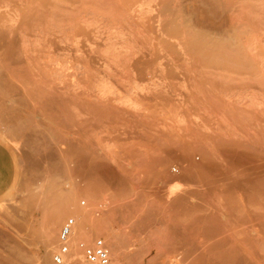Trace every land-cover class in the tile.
I'll use <instances>...</instances> for the list:
<instances>
[{"label":"rangeland","instance_id":"1","mask_svg":"<svg viewBox=\"0 0 264 264\" xmlns=\"http://www.w3.org/2000/svg\"><path fill=\"white\" fill-rule=\"evenodd\" d=\"M44 1H0V140L16 163L2 264H53L69 216L111 264H264V0ZM144 139L160 142L149 181ZM74 199L81 217L55 221Z\"/></svg>","mask_w":264,"mask_h":264},{"label":"built area","instance_id":"2","mask_svg":"<svg viewBox=\"0 0 264 264\" xmlns=\"http://www.w3.org/2000/svg\"><path fill=\"white\" fill-rule=\"evenodd\" d=\"M171 171L179 172L177 166H172ZM85 205V200L80 201ZM103 204L99 203L98 208ZM98 209L94 214L99 215ZM76 216L64 219L57 232V249L52 253L53 264H111L113 252L111 244L103 235L95 232L76 234Z\"/></svg>","mask_w":264,"mask_h":264},{"label":"crops","instance_id":"3","mask_svg":"<svg viewBox=\"0 0 264 264\" xmlns=\"http://www.w3.org/2000/svg\"><path fill=\"white\" fill-rule=\"evenodd\" d=\"M144 146L142 148V157L144 159V167L146 169L145 179L146 181L150 180V173L152 169L154 168L155 164L152 162L154 159L157 158L159 152H158V144L160 143L156 139H144L143 141H140ZM173 141L170 142L171 148L173 147ZM177 156L178 150L173 152L171 149L169 158H173L174 156ZM16 177V163L15 159L13 157V154L11 150L8 148V146L3 143L0 140V197L3 195H7L10 190L11 186L15 180ZM185 179L180 177H168L167 178V185L170 187L175 184H180L182 187H185L184 183ZM119 188V184L115 181L112 183V189L117 190ZM178 190V189H176ZM174 190V191H176ZM173 204V201L171 202V205ZM59 222V221H58ZM29 230H34V227ZM1 257V253H0ZM0 264H2L0 260Z\"/></svg>","mask_w":264,"mask_h":264},{"label":"bare ground","instance_id":"4","mask_svg":"<svg viewBox=\"0 0 264 264\" xmlns=\"http://www.w3.org/2000/svg\"><path fill=\"white\" fill-rule=\"evenodd\" d=\"M1 1V0H0ZM37 1V0H36ZM43 1V0H42ZM46 1V0H45ZM44 1V2H45ZM62 0H56V1H54V5H58V3L59 2H61ZM75 1V0H74ZM88 1H90V0H88ZM107 1V0H106ZM109 1V0H108ZM194 2H196L197 4H194V6H195V8H197L198 10L200 9V11L201 10H205V11H212V12H218V13H224V12H226V11H228V10H236V9H238L240 6H239V0H193ZM62 2H65V1H62ZM70 2V1H69ZM78 2V1H77ZM85 2H87V1H85ZM91 2V1H90ZM98 2H100V1H98ZM105 2V1H104ZM178 2V1H177ZM181 2V1H180ZM180 2H178V3H180ZM30 3V2H29ZM34 3V5H35V1L33 2ZM36 3H39V2H36ZM46 3V2H45ZM71 3V2H70ZM73 3V2H72ZM71 3V4H72ZM82 3H83V1H82ZM92 3V2H91ZM94 3V2H93ZM115 3V2H114ZM166 3V2H165ZM69 4V3H68ZM89 4V3H88ZM108 4V3H107ZM164 4V3H163ZM238 4V5H237ZM39 6H40V3L38 4ZM38 5H37V7H38ZM44 5V4H43ZM67 5V4H66ZM94 5V4H93ZM105 5V4H104ZM109 5V4H108ZM112 5V4H111ZM116 5H118V4H116ZM167 5V4H166ZM178 5V4H177ZM65 6V5H64ZM69 6H71V5H69ZM83 5H81V7H82ZM97 6V5H96ZM190 6V5H189ZM53 7H55V6H53ZM66 7H68V6H66ZM73 7V6H72ZM75 7V6H74ZM77 7V6H76ZM80 7V8H81ZM91 7V6H90ZM89 7V8H90ZM104 7V6H103ZM115 7V6H114ZM117 7V6H116ZM168 7V6H167ZM166 7V8H167ZM33 8H35V7H33ZM57 8H58V6H57ZM92 8V7H91ZM95 8V7H94ZM105 8V7H104ZM107 8V7H106ZM111 8V7H110ZM192 8V7H191ZM31 9V8H30ZM60 9V8H59ZM62 9V8H61ZM74 9H76V8H74ZM97 9V8H96ZM114 9V8H113ZM165 9V8H164ZM101 10V9H100ZM106 10V9H105ZM111 10V9H110ZM196 11V10H195ZM203 12V11H202ZM53 13V12H52ZM58 13V16H59V12H57ZM62 13V12H61ZM41 14V13H40ZM70 15V14H69ZM22 16V15H21ZM46 17V16H45ZM60 17H62L61 15H60ZM24 19V18H23ZM34 20V19H33ZM59 20H61V19H59ZM70 21V20H69ZM188 21V20H187ZM207 23V22H206ZM206 23H204L205 25L204 26H207L208 27V25H206ZM61 24V23H60ZM24 27V26H23ZM206 27V28H207ZM19 30V29H18ZM25 30V29H24ZM207 31V30H206ZM203 32V31H202ZM206 33V32H205ZM195 34V33H194ZM207 34V33H206ZM203 35V34H202ZM197 36V35H196ZM208 36H211V34H209L208 33ZM195 37V36H194ZM204 37V36H203ZM215 37V36H214ZM213 37V38H214ZM206 38V37H205ZM208 38V37H207ZM212 37H210V39H211ZM216 38V37H215ZM210 39H208V40H210ZM218 39V38H217ZM212 40V39H211ZM210 40V41H211ZM219 40V39H218ZM214 42H216L215 41V39H214ZM218 42V41H217ZM217 42H216V45H217ZM190 43V42H189ZM206 43H207V41H206ZM209 43V42H208ZM204 44V43H203ZM222 44V43H221ZM210 45V44H209ZM205 48V47H204ZM194 49V48H193ZM202 49H203V47H202ZM202 49H200L201 50V52L203 51ZM208 48H206V50H207ZM212 49V48H211ZM196 50V49H195ZM197 50H199V48H198V46H197ZM199 50V51H200ZM206 50H204V51H206ZM216 50H219V49H216ZM230 50V49H229ZM203 51V52H204ZM221 51V50H220ZM219 51V52H220ZM190 52H192V51H190ZM194 52V51H193ZM198 51H196V53H197ZM201 52H198L199 54L201 53ZM206 52H211V50L209 49L208 51H206ZM205 52V54H207ZM197 53V54H198ZM230 53V52H229ZM203 54V53H202ZM213 54V55H212ZM217 54V53H216ZM214 55V51H212V53L210 54L211 55V57L212 58H217L218 59V57L220 56L219 54H217V55ZM193 55H195V54H193ZM208 55V56H207ZM205 57H208V59H209V54H207ZM226 55V54H225ZM230 55H231V53H230ZM204 56H201V57H204ZM218 56V57H217ZM221 56H222V54H221ZM221 56L219 57V58H221ZM198 57V56H197ZM211 57H210V59H211ZM200 58V57H199ZM215 58H214V60H215ZM89 59H90V57H89ZM207 59V60H208ZM225 59V58H224ZM221 60V59H220ZM89 61V60H88ZM199 63V62H198ZM236 63V62H235ZM90 64V63H89ZM222 66V65H221ZM212 67H214V66H212ZM241 71V70H240ZM77 95V94H76ZM77 100V99H76ZM78 107V106H77ZM181 185L180 184H175V185H173V187L171 186L170 187V190H171V188H172V193H173V191L174 190H176V189H180L181 187H180ZM180 187V188H179ZM171 192V191H170ZM175 193V192H174ZM65 197V196H64ZM72 198V197H71ZM77 200L76 199H74V209L73 208H71V210L72 211H70V209L68 208V209H64L62 206H60V207H62V208H59L58 210H55L56 212H55V214H54V220L55 221H59L60 219L62 220V218L64 217V216H66V215H68V214H73V213H76L78 216L77 217H81L80 216V214H81V208H80V206L78 205V202H76ZM64 205V204H63ZM53 220V221H54ZM60 220V221H61ZM57 221V222H58ZM55 223V222H54ZM56 224V223H55ZM57 225V224H56ZM78 227H79V225L77 226V223H76V226H75V228H76V231H77V229H78ZM49 229V228H48ZM48 229H46V231L48 232L49 230ZM51 231V230H50ZM48 234V233H47ZM50 236V235H49Z\"/></svg>","mask_w":264,"mask_h":264}]
</instances>
